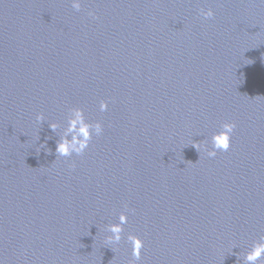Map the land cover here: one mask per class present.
Returning a JSON list of instances; mask_svg holds the SVG:
<instances>
[{"label": "water", "instance_id": "obj_1", "mask_svg": "<svg viewBox=\"0 0 264 264\" xmlns=\"http://www.w3.org/2000/svg\"><path fill=\"white\" fill-rule=\"evenodd\" d=\"M72 2L0 0V262L129 264L131 233L136 264H243L264 236V3ZM72 108L103 132L56 156Z\"/></svg>", "mask_w": 264, "mask_h": 264}, {"label": "clouds", "instance_id": "obj_2", "mask_svg": "<svg viewBox=\"0 0 264 264\" xmlns=\"http://www.w3.org/2000/svg\"><path fill=\"white\" fill-rule=\"evenodd\" d=\"M261 2L264 3V0H261ZM72 7L79 11L81 8V0H73ZM89 15H92V13H89ZM201 15L207 19L212 17L214 13L210 8L207 11L201 9ZM99 109L102 112L107 111L108 103L102 100L99 104ZM36 119L39 122L44 121L42 114L38 115ZM48 125L53 132H56L60 127V125L55 122L49 123ZM235 127L236 125L234 122H224L221 125V130L212 134L211 149H207L205 146V150L209 157H215L217 151L226 152L230 149L231 137ZM102 132V124L100 122H88L85 118L83 109H70L67 118V127L56 142V156L71 157L73 154L81 155L89 147L93 135L99 136ZM192 145L200 153L202 148L201 143L194 141ZM46 151L50 152V150L47 149ZM127 222L128 216L121 212L118 217V222L107 226V231L110 235L106 237V242L109 244H118L122 240V233L124 232L123 226L127 224ZM127 241L131 245V255L133 257V260L129 261V264H136V262L141 259L144 241L138 235L131 233L127 235ZM257 262H259V264H264V236L254 241L250 249L243 256V264H257ZM0 264H2V262H0Z\"/></svg>", "mask_w": 264, "mask_h": 264}]
</instances>
